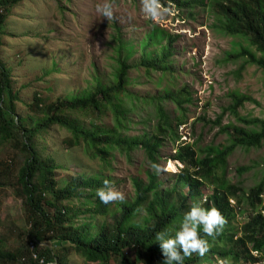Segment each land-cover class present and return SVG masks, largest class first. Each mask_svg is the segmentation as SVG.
Instances as JSON below:
<instances>
[{
    "label": "trees",
    "instance_id": "trees-1",
    "mask_svg": "<svg viewBox=\"0 0 264 264\" xmlns=\"http://www.w3.org/2000/svg\"><path fill=\"white\" fill-rule=\"evenodd\" d=\"M23 1L0 0V142L14 150L10 160L0 158V197L9 195L4 189L13 188L15 196L23 200L26 223L25 228L11 230V235H0V264H41L42 257L46 262L60 257V264H74L75 255L100 264H163L155 233L165 229L174 231L189 210L190 201L196 202L203 196L201 188L205 185L212 186V192L201 206L217 208L227 222L208 253L203 257L197 254L186 257L184 264H219L218 260L226 264H264V207L261 208L264 178L246 198L241 196L242 188L227 177L226 169L227 160L238 148L259 149L264 145V119L240 117L247 124L258 125L250 130L230 122L222 128L228 134L227 143L201 149L203 156L200 157L196 147L181 146L177 158L186 164V169L170 187H165L159 174L149 168L144 177L132 178L133 195L123 203L102 204L96 192L103 187L105 179L111 185L114 183L106 170H115L116 154L130 159L141 150L148 162L159 164L160 150L166 142L175 145L181 138L179 129L186 124L188 112L185 105L193 102V93L187 84L177 88L174 76L163 94L159 91L139 96L128 89L132 85L129 71L139 68L138 65L146 67L145 73L150 77L146 49L170 38L162 27L155 25L138 42L144 54L141 60L128 62L135 42L122 39L117 32L118 35L112 36L117 45L112 47L111 56L116 65L106 77L94 67L90 82L82 91L56 100L36 92L33 103L24 102L30 114L21 116L18 102L23 100L14 87L13 69L3 61L1 53L12 9ZM159 3L172 4L190 13L199 5H216L219 30L249 42L240 52L228 54L232 60L243 59L238 71L247 64L264 70V0H207V3L205 0H159ZM161 48L155 52V63L163 73L172 72L168 69L170 49ZM152 68L157 67L152 64ZM245 99L244 95H235V102L225 109L238 115V107ZM167 101L180 113L176 118L164 105ZM150 106L154 107V113H148L152 119L148 114L141 115ZM131 113L139 118L137 123ZM106 118L110 119V125L104 123ZM152 121L156 123L155 132L147 130ZM220 122L221 118L217 123ZM136 124L144 128L137 135H127L130 126ZM56 126L69 132L64 139L68 149L82 148L86 158L98 160L104 166L76 173L67 182L58 181V172L68 171L69 167L58 164L52 155L41 153L38 141ZM17 156H24L25 161L14 177ZM259 166L264 176V160ZM250 170L239 167L238 172L242 175ZM2 202L0 199V212ZM143 212L145 216L140 217ZM239 215H246L243 221H239ZM7 224L0 217V227ZM46 240L54 242V248L41 246ZM127 251L132 254L126 255Z\"/></svg>",
    "mask_w": 264,
    "mask_h": 264
},
{
    "label": "rangeland",
    "instance_id": "rangeland-1",
    "mask_svg": "<svg viewBox=\"0 0 264 264\" xmlns=\"http://www.w3.org/2000/svg\"><path fill=\"white\" fill-rule=\"evenodd\" d=\"M101 2L25 0L13 8L5 28L1 58L13 69L14 87L23 100L18 102L21 116L30 114L24 102L33 103L36 92L44 98L56 100L82 91L89 84L94 67L106 77L116 65L111 56L112 47L117 45L112 36L118 35L117 32L122 39L135 42L133 54L128 60L133 63L141 56L138 42L155 25H159L167 33L178 35L171 45L172 60L176 69L180 70L176 83L179 86L187 84L193 93V102L185 105L188 108L186 124L179 129L181 139L176 146L192 145L200 157L203 156L201 149L227 143L228 134L222 128L230 122L248 130L258 128V125L247 124L240 117L264 119V70L255 64H247L241 72L238 71L243 59L235 61L228 54L240 52L249 42L246 38L226 35L219 30L216 5L208 3L205 7L197 6L192 13L185 10L180 16L174 9L169 11L161 7L163 14L150 20L141 11V0H112L115 19L107 21L100 19L95 10ZM257 54L260 56V52ZM56 63L57 67H54ZM136 75L134 71H129L130 78L135 79ZM159 75V72L152 73L150 78L139 75L140 84L135 89L139 96L153 95L170 86L169 80L159 82ZM235 95L247 97L238 107V115L225 109L235 102ZM165 105L173 118L180 115L175 111V105L169 102ZM148 113H154L153 106L141 112V115ZM130 116L133 121L139 120L133 113ZM147 116L152 119L151 114ZM219 118L221 122L217 123ZM104 123L110 125V119H104ZM155 124V121L150 122L147 130L155 132ZM130 127L133 128L127 135H137L144 128L142 125ZM68 136L66 129L56 126L44 138H38L41 153L52 155L58 164L69 167L68 171L58 172V181L67 182L76 173L90 172L104 166L98 160L86 158L82 148L68 149L64 145V139ZM172 147L171 142H166L162 148L166 157L175 155ZM13 152L7 143L0 142V158L10 160ZM262 160L264 145L259 149L238 148L227 160V177L242 188L241 196L248 198L252 189L262 182L264 176L259 169ZM24 161V156H17L14 177ZM113 164L114 171L106 170L107 175L114 178L112 187L129 198L133 190L130 179L145 176L147 164L144 155L138 152L128 159L116 154ZM166 167V171L174 173L179 172L183 165L170 161ZM239 167H249L251 170L240 175ZM162 171H165V164ZM4 190L9 195L3 199L0 197L3 201L0 217L8 224L0 227V235H11V230L26 227L24 204L22 199L15 196L13 188ZM201 190L206 194L212 187L206 185ZM247 211L251 214L249 206ZM245 216L239 215V221H243ZM45 244L52 245L48 240ZM75 256L74 264H86L84 257Z\"/></svg>",
    "mask_w": 264,
    "mask_h": 264
},
{
    "label": "clouds",
    "instance_id": "clouds-1",
    "mask_svg": "<svg viewBox=\"0 0 264 264\" xmlns=\"http://www.w3.org/2000/svg\"><path fill=\"white\" fill-rule=\"evenodd\" d=\"M205 3H207V0H205ZM161 7L169 11H171L172 9L178 11V16H180V14L185 11L184 9L178 10L172 4H167L166 6H164L163 3H159V0H141V11L143 12L144 16L147 19L151 20V19H155L161 16L163 14V10L161 9ZM95 10L98 16L100 17V19L103 18V19H106L107 21L115 19V13L113 9L112 0H102L101 3H98L96 5ZM192 10H191V13H192ZM186 13L190 14L189 11H186ZM178 16H177V19H178ZM156 26H159V25H156ZM168 35L170 36V38H164L158 46H155V47L150 46L145 51L146 54H149L148 63L150 64V67H149L150 77L152 73L159 72L160 75L158 76V80L161 78L162 75H165L162 82L165 80L170 81V79H172V76H174L177 81V79H179V72H180L179 69H176L174 65V61L172 60L173 49L171 48V45L175 42L178 35H173L170 32L168 33ZM162 42H165V45H162ZM161 47H164L166 50L170 49L169 51L171 52V55L169 59L170 61H168V69H171L172 72L165 71V73H163V71L160 70L161 68L155 63V60H156L155 52H157L160 49H163ZM143 57H144V54H142L141 52V56L139 57L137 61L141 60ZM152 64L157 68H152ZM138 66L139 68H133L132 70H130L131 73L134 71L135 74H137L135 76V79L130 78V76H128V79L132 82V85H130L128 89L132 91L133 93H135L136 95H139V92L135 91V89L140 84V81H138L139 75H142L143 78H150L145 73L146 67L142 65H138ZM176 81H175V84L177 85ZM158 84L160 83L158 82ZM170 85H171V82H170ZM177 86H178L177 88L182 87L179 85ZM164 89L161 90L159 93L161 94L162 92L163 94ZM176 89H172V90H176ZM167 102L171 103L170 101H167ZM137 122L138 121H136V123ZM131 126H134V125H131ZM130 128L132 129L133 127H130ZM179 142L180 140L177 143ZM176 144L175 145L172 144L173 145L172 148L173 150L176 151V153L175 155L172 154L170 157H166L163 153V150L162 149L160 150L161 158L159 160V164L154 163V162H148L145 158L144 152L141 150L139 151L144 155V160L148 162L146 163L147 169L150 168L155 174H159V177L165 182V187H170L173 183H175L176 177L182 172V170L186 169V164L177 158L178 151L181 148V145L177 147ZM170 161H175V163L177 164L181 163L183 165V168L180 169L179 172H174V173L166 171V168H167L166 165H168ZM163 164H165V171H162ZM132 178L130 180H132ZM192 178H194L193 175H192ZM207 186H210V185H207ZM133 192L134 191L132 190L131 195H133ZM211 192L212 190L210 192H206L205 194V192L203 191L204 193L203 196L199 198L196 202L195 200L190 201L189 210H187L183 214V217L180 220L178 227H175L174 231L165 229V230L158 231L155 233L154 240L159 242V246H160L162 256H163V264H184V260L186 257H190L191 255H196V254L203 257L206 253L210 251V246H213L214 244H216L217 239L221 236V233L223 232L222 231L223 226L226 224L227 221L217 208L215 207L204 208L201 206V203L207 202L208 196ZM96 195L99 201L105 205H108L114 202L123 203L127 199L125 198L122 192L115 190L112 187L111 182L107 179L103 181V187L97 190ZM141 216H145V213L144 212L141 213L140 217ZM202 236L206 237L207 239L203 238ZM210 237H213V238H210ZM45 242L42 243L41 246H44V247L48 246L50 248H54L53 247L55 244L54 242L49 241V243H51L52 245H46ZM31 247L33 248L34 245L31 244ZM131 254L132 252H128V251L126 252V255L130 256ZM254 254L258 255V252H255ZM34 258H37V255H34ZM39 261L41 264H58V262L60 264V257H58L57 261H48V262H46L44 258L42 257L40 258ZM84 261L86 262V264H100V263L88 262L85 259ZM218 263L226 264V262H224L223 260H218ZM240 264H260V262H255V263L242 262Z\"/></svg>",
    "mask_w": 264,
    "mask_h": 264
},
{
    "label": "built area",
    "instance_id": "built-area-1",
    "mask_svg": "<svg viewBox=\"0 0 264 264\" xmlns=\"http://www.w3.org/2000/svg\"><path fill=\"white\" fill-rule=\"evenodd\" d=\"M0 207H1V204H0Z\"/></svg>",
    "mask_w": 264,
    "mask_h": 264
}]
</instances>
